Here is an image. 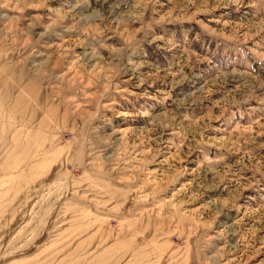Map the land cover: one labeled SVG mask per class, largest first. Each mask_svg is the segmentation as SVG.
<instances>
[{"label":"rangeland","instance_id":"obj_1","mask_svg":"<svg viewBox=\"0 0 264 264\" xmlns=\"http://www.w3.org/2000/svg\"><path fill=\"white\" fill-rule=\"evenodd\" d=\"M0 264H264V0H0Z\"/></svg>","mask_w":264,"mask_h":264}]
</instances>
